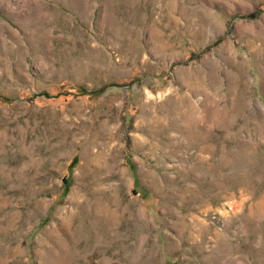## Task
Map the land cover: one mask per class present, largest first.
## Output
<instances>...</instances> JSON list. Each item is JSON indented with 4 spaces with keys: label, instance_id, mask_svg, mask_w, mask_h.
Here are the masks:
<instances>
[{
    "label": "rangeland",
    "instance_id": "rangeland-1",
    "mask_svg": "<svg viewBox=\"0 0 264 264\" xmlns=\"http://www.w3.org/2000/svg\"><path fill=\"white\" fill-rule=\"evenodd\" d=\"M0 264H264V0H0Z\"/></svg>",
    "mask_w": 264,
    "mask_h": 264
}]
</instances>
